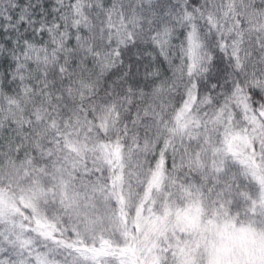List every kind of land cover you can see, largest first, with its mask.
<instances>
[{"label": "snow or ice", "instance_id": "1", "mask_svg": "<svg viewBox=\"0 0 264 264\" xmlns=\"http://www.w3.org/2000/svg\"><path fill=\"white\" fill-rule=\"evenodd\" d=\"M0 264H264V0H0Z\"/></svg>", "mask_w": 264, "mask_h": 264}]
</instances>
